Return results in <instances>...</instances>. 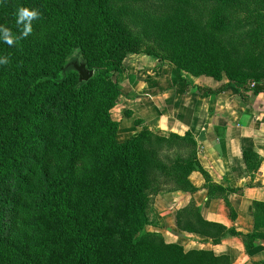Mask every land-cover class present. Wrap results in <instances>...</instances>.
I'll return each instance as SVG.
<instances>
[{"label": "trees", "instance_id": "16d2710c", "mask_svg": "<svg viewBox=\"0 0 264 264\" xmlns=\"http://www.w3.org/2000/svg\"><path fill=\"white\" fill-rule=\"evenodd\" d=\"M21 6L41 15L27 38L0 42L10 58L0 66V264H230L147 229L154 196L195 190L197 145L189 132L148 129L119 141L113 77L145 47L193 76L228 79L200 94L264 93V0H2L0 24L15 35ZM79 61L93 70L86 83ZM176 219L220 240L197 207ZM261 227L264 204H255L246 247L264 239Z\"/></svg>", "mask_w": 264, "mask_h": 264}, {"label": "crops", "instance_id": "0c3cea01", "mask_svg": "<svg viewBox=\"0 0 264 264\" xmlns=\"http://www.w3.org/2000/svg\"><path fill=\"white\" fill-rule=\"evenodd\" d=\"M187 75L172 64L133 52L126 54L118 75L125 78L120 89L127 103L125 115L117 120L119 141L148 129L161 135L189 132L197 145L200 169L188 177L195 190L154 196L156 225L151 231L185 250L224 254L230 264H264V239L246 247L242 236L254 232L255 204H264V93H237L228 87L207 96L197 88L214 90L224 82ZM120 132L125 139L118 138ZM243 152L254 156L245 160ZM190 205L199 209L202 220L222 228L218 242L178 228L176 212Z\"/></svg>", "mask_w": 264, "mask_h": 264}, {"label": "clouds", "instance_id": "9594fccd", "mask_svg": "<svg viewBox=\"0 0 264 264\" xmlns=\"http://www.w3.org/2000/svg\"><path fill=\"white\" fill-rule=\"evenodd\" d=\"M2 2V0H0ZM40 11L37 8L18 7L16 10V27L20 30L19 35H15L9 28L0 24V42L9 46L14 45L18 40L27 38L32 33V23L40 18ZM22 26V27H21ZM10 63L8 55H0V66Z\"/></svg>", "mask_w": 264, "mask_h": 264}, {"label": "rangeland", "instance_id": "374dc122", "mask_svg": "<svg viewBox=\"0 0 264 264\" xmlns=\"http://www.w3.org/2000/svg\"><path fill=\"white\" fill-rule=\"evenodd\" d=\"M140 50L142 51V52H140V53H142V54H146V53H144V51L146 50V48L145 47H141L140 48ZM148 56H150V57H152L151 55H149V54H147ZM163 62V61H162ZM164 62H166V64H171L168 60H165ZM182 72H183V75H184V77H186V76H188L187 74H190V73H188V72H186V71H183V70H181ZM191 75V74H190ZM193 76V75H192ZM119 76H117V75H114V77H113V79H114V81H116L117 83H118V85L120 86V84H121V82H122V80L123 79H125V78H122V79H119L118 78ZM196 77H206L205 75H196ZM207 78H210V77H207ZM212 79V78H211ZM121 80V81H120ZM214 80V79H213ZM215 81V80H214ZM228 81V79L226 78V76L224 75L223 77H222V80H221V82H227ZM248 82V84L249 83H251L252 81H247ZM126 106H127V103H126V101H124L123 100V97H122V94L117 98V100H116V103H115V106L113 107V109H112V118L114 119V120H118V119H120L121 117H123V115H125V113H126V110H125V108H126ZM118 138L119 139H125L126 137L124 136V133L123 132H120L119 133V135H118ZM154 198V197H153ZM152 201H153V199H152ZM153 203V202H152ZM152 203H151V206H150V208H149V210H148V218H149V220L150 221H152V223L154 224V222L153 221H155V219H154V217H153V211H152ZM151 228H152V226L151 225H149L148 227H147V229L148 230H151Z\"/></svg>", "mask_w": 264, "mask_h": 264}, {"label": "water", "instance_id": "95a60500", "mask_svg": "<svg viewBox=\"0 0 264 264\" xmlns=\"http://www.w3.org/2000/svg\"><path fill=\"white\" fill-rule=\"evenodd\" d=\"M73 67L78 74L79 82L86 83L93 76V70L89 69L84 61L74 62Z\"/></svg>", "mask_w": 264, "mask_h": 264}]
</instances>
